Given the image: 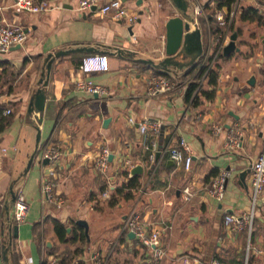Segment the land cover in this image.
<instances>
[{
    "label": "crops",
    "instance_id": "crops-1",
    "mask_svg": "<svg viewBox=\"0 0 264 264\" xmlns=\"http://www.w3.org/2000/svg\"><path fill=\"white\" fill-rule=\"evenodd\" d=\"M14 1L0 0L1 12L10 22L24 26L28 36L20 48L0 52V119L3 115L12 118L0 131V201L5 209L0 264H8L3 251L9 242L7 256L10 259L13 254L15 264H43L46 256L57 259L78 247L83 252L77 259L88 264V255L96 249L105 254L107 264H141L146 249L124 224L135 207L148 223L164 228L161 241L166 254L154 264H185L187 259L197 264H264V193L253 211L252 225L236 231L225 221L226 214L252 213L250 164L264 149V38L254 53L238 54L239 44L240 49L230 56L221 58V51L214 97L201 93L194 104L195 94L191 99L186 95L188 83L195 78L187 72L190 67L162 71L139 59L158 61L165 55L167 20L179 15L171 0H142L140 4L122 0L138 15L134 22L116 19L110 12L102 14L96 5L81 11L79 0H51L54 8L42 13L15 10L10 7ZM194 1L188 0L189 11ZM253 5L264 15L260 1H242L232 24L235 29L231 27L237 37V19L249 21L238 15L243 6ZM201 17L207 28L204 35L198 20L206 50L214 46L217 33L211 25L216 27L217 22ZM90 46L96 50L74 49L55 56L47 72L48 54ZM91 52L107 54L109 69L82 73V59ZM161 72L177 78L180 86L147 95L148 76ZM80 77L102 84L106 92L81 91L76 85ZM201 84V88L210 87L207 78ZM40 86L45 103L28 118L30 97ZM5 108L11 113H4ZM130 116L137 122L159 119L161 130L157 134L148 130L144 139ZM214 124H221L223 131L213 130ZM231 128L242 132L236 147L226 144ZM182 138L193 156L190 169L177 167L166 150ZM49 144H57L62 153L56 166L44 161L42 151ZM103 146L113 154L107 175L97 170L93 160ZM153 148L155 159L151 158ZM138 163L143 173L134 174V195L116 192L133 176L130 167ZM223 169H231L232 174L218 200L210 195L209 187ZM42 177L54 180V188L65 198L63 205L42 201ZM185 188L190 189L189 197ZM21 192L29 211L22 223H16L18 235L14 236L13 196L16 199ZM55 221L66 227V240L58 236ZM77 224L83 226L82 240L73 239ZM249 243L261 251H248Z\"/></svg>",
    "mask_w": 264,
    "mask_h": 264
},
{
    "label": "built area",
    "instance_id": "built-area-1",
    "mask_svg": "<svg viewBox=\"0 0 264 264\" xmlns=\"http://www.w3.org/2000/svg\"><path fill=\"white\" fill-rule=\"evenodd\" d=\"M101 0H79L78 8L81 11H86L98 6V10L102 14H107L110 12L112 16L116 19H127L129 22H134L137 20L138 15L129 10L127 5H124L122 0H107L104 3H100ZM244 0H235L230 10L223 8H217L216 10V21H218L219 31L215 36L216 43L208 46L206 50H203V61L208 63V69L215 65L218 59L219 53L222 51L223 47L230 42L231 27L234 22L236 13L240 10V5ZM55 4L51 0H15L10 7L19 11H28L31 13H42L52 10ZM3 6L0 5V52H6L11 49L12 46L17 45V43L22 44L28 36V33L24 26L20 23L10 22L5 15L1 12ZM191 15L196 21V25L199 26L198 18L201 15L207 14L206 3L201 0H195L193 2V8L190 11ZM195 27V25H192ZM212 43V42H211ZM216 47V48H215ZM80 69L84 74H91L93 71H106L109 69L108 56L101 52H91L83 57ZM203 74L202 80L198 87L196 88L194 94L201 88L203 79L206 78V73ZM180 81L170 76L169 74H151L147 78V85L145 93L149 96H156L164 92L173 91L175 88L180 86ZM77 88L81 91L87 93H105V87L95 82L93 79L86 77H80L76 80ZM10 108H5L4 113L10 114ZM129 121L132 124H138L139 131L142 136H147V131L150 130L154 133H159L162 127V121L155 118H146L142 121L137 122L133 117H129ZM223 126L220 124H214L213 130L221 132ZM242 135L241 130L229 129L226 133V144L228 147H236L239 145L240 137ZM166 150H169L170 155L177 167H183L190 169L192 162V153L188 147L185 138L180 139L178 145L168 146ZM156 150L154 148L151 152V158H156ZM43 157L48 158L49 163L52 166H56L62 157V153L58 145L49 144L42 151ZM112 151L108 147L103 146L100 151L93 157L95 167L103 175H107L110 155ZM129 164V160L126 161ZM251 174H250V184L252 185V213H243L241 215L236 214H226L225 221L231 225L232 230L239 231L246 225H252L253 221V211L257 206L258 199L264 193V149L253 160L250 164ZM231 169H223L221 172L213 178L210 183L209 193L210 195L218 200H221L225 194L226 190V180L231 176ZM55 182L52 178L42 177L41 190H42V201L55 204L57 207L63 205L65 198L56 191ZM187 193L186 197L191 194L189 188H185ZM29 211L28 203L25 200L23 193H19L16 196L14 202V213L12 220L16 223H22L26 219L27 213ZM125 227L130 232H133L135 238L139 240L144 246L145 253L141 258V264H154L163 258L166 254L165 248L163 246V241H161V235L164 228L162 226L153 225L148 223L141 212L135 207L126 216L124 220ZM248 251L260 252L261 249L258 247L248 244ZM87 260L91 264H107L105 254L101 253L98 249L90 252ZM49 263L58 264L57 259L52 257L49 259ZM185 264H197L196 261L186 260ZM215 264H226L225 262L216 261Z\"/></svg>",
    "mask_w": 264,
    "mask_h": 264
},
{
    "label": "water",
    "instance_id": "water-1",
    "mask_svg": "<svg viewBox=\"0 0 264 264\" xmlns=\"http://www.w3.org/2000/svg\"><path fill=\"white\" fill-rule=\"evenodd\" d=\"M172 3L175 5L176 9L178 10L179 15H175L170 17L167 20L166 25V45H165V55L161 60L155 61L154 59L150 58H139L140 61L149 63L153 65L155 68L160 69L162 71L167 70L169 71L172 67H176L179 69H182L184 67H190L193 64H195L200 56L203 53L204 45H203V39H202V30L200 26L196 25V21L191 15L189 11L190 3L188 0H171ZM142 0H138L137 3H141ZM192 25H195L193 27ZM230 42L226 44L222 49V54L224 56H229L233 52H236L240 49L237 41V31L231 33L230 35ZM264 42V39H263ZM22 44L17 43V45L12 46L11 49H17L20 48ZM79 50V51H93L96 50L95 47L90 46L87 48H72L68 50H58L56 53H50L47 56V72L50 71L51 65L53 63L54 57L59 56L62 53H68L72 50ZM44 74V73H43ZM255 77H251L249 80V83L251 85H254ZM41 82L46 85V80ZM31 101L29 103V108L27 111V117L30 118V114L37 110L42 109L44 103H45V90L43 86H40L36 89V91L32 94L30 97ZM109 119H105V123L108 122ZM37 141L40 140V132H38ZM159 153H157V157L159 156ZM113 154L110 155V160L112 159ZM34 159V155L29 160L27 167L25 170H28L30 167L32 161ZM45 162H48V158L44 159ZM137 173H143L142 165L141 164H135L132 167H130V175H134ZM13 201H15V195L13 196ZM82 221H80L81 223ZM14 227V236L18 235V226L17 224L13 225ZM130 235L134 236L133 232H130ZM11 242L7 245V247L4 248L3 255L5 257V260H8V250L11 247Z\"/></svg>",
    "mask_w": 264,
    "mask_h": 264
},
{
    "label": "trees",
    "instance_id": "trees-1",
    "mask_svg": "<svg viewBox=\"0 0 264 264\" xmlns=\"http://www.w3.org/2000/svg\"><path fill=\"white\" fill-rule=\"evenodd\" d=\"M234 1L235 0H209L206 2V8H207L206 16H207L208 20L211 23L217 22L216 27L213 26L214 23L211 25L212 28L214 29V33H217V31H219V29H220L218 26V21H216V10H217V8H223L226 10L227 9L230 10L232 5L235 3ZM258 1H260L264 5V0H258ZM239 16L243 20H249V21L257 20V21H260V24L264 25V21H263L264 15L260 11V9L255 5L250 6L248 8H245V6H243ZM232 27H233V29L235 28L234 25ZM220 56H223V54H220ZM202 57H203V53L200 56V58L198 59V61L195 64H193L192 66H190V68L187 71V72H189V71L193 72L192 74L195 76V78L188 83L186 95H188L189 99H191V97L193 96L194 91L196 90V88L200 84V80L203 77V74L208 69V63H204ZM161 73L167 74L166 72H161ZM218 74H219V67L215 63V65L211 66L208 69V71L205 75L207 78V84L210 87H208V88L202 87L196 92L195 96H193L191 99V101L194 104H197L199 102L201 93L205 94L206 96H208L210 98L214 97V95H215L214 94V88L218 84V79H219ZM11 120H12V118H10V115L1 116L0 131L9 125ZM127 175H129L128 172H127ZM136 183H137V176L133 175L130 177V179L128 181H125L120 187H117V189L115 191L118 193L127 191V192H125V196L131 197L134 195L132 190L135 188ZM4 214H5V209L2 206V202L0 201V235H2L4 232ZM13 223L16 224V222H13ZM54 224L56 226V232H57L58 236L60 237V239L66 240L67 239L66 227L59 221H55ZM77 225H78V227L76 230H74L75 233L73 234V239L75 240L79 236V239L82 240V238H84V231L82 230L83 226H81L79 224H77ZM9 250H10V248H9ZM82 252H83V249L80 247H78L74 251H72V250L64 251L61 254H59V257L57 256L58 257L57 262H58V264H88L83 259H80V258L77 259V256ZM7 263L8 264H15V256L13 254H12L10 259L8 258ZM42 263L43 264H51V263H49V259L47 256L43 259Z\"/></svg>",
    "mask_w": 264,
    "mask_h": 264
},
{
    "label": "rangeland",
    "instance_id": "rangeland-1",
    "mask_svg": "<svg viewBox=\"0 0 264 264\" xmlns=\"http://www.w3.org/2000/svg\"><path fill=\"white\" fill-rule=\"evenodd\" d=\"M198 20L201 21L203 31L205 32L204 35H206L207 34V28H206L205 21L203 20V18L201 16H199ZM236 25L237 26L240 25L239 26L240 34L237 37L238 38L237 41H238V44L242 47V50L239 51L238 54L244 55L246 52L247 53H250V52L254 53L258 49L257 47H262V37L264 38V25L260 24V21L255 20L253 22L252 21L243 22L242 20L237 19ZM233 31H235V30H233ZM213 43L214 44L216 43L215 39L213 40ZM221 54H222V52H221ZM137 242L139 243V245L141 247H144L142 245V243L139 242V240H137Z\"/></svg>",
    "mask_w": 264,
    "mask_h": 264
}]
</instances>
